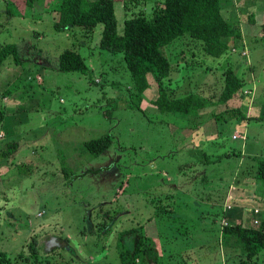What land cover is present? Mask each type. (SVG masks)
<instances>
[{"label":"rangeland","instance_id":"1","mask_svg":"<svg viewBox=\"0 0 264 264\" xmlns=\"http://www.w3.org/2000/svg\"><path fill=\"white\" fill-rule=\"evenodd\" d=\"M113 1L119 33L124 20L152 19L162 6ZM24 2L0 0V45L15 44L24 61L15 66L10 56L0 68V152L7 142L18 144L7 163L0 155V252L13 264H120L118 233L143 226L155 241L157 264H239L237 252L218 240L220 222L226 205L230 223L239 208L250 209L244 225L261 222L264 201L252 198L251 183L236 175L251 171L246 165L254 156L264 158V122L217 123L210 115L221 107H208L201 124L184 135L190 118L161 114L150 102L156 95L151 75L142 105L131 109L132 81L122 54L99 48L103 25L88 33L78 27L56 31L53 0L26 12ZM232 3L240 17L248 8L260 10L262 21L264 0ZM65 49L84 59L93 84L80 73L57 70ZM162 51L173 66L164 83L177 98L200 93L217 100L224 70L232 66L246 84L227 105L264 114V46L253 55L247 46L212 58L181 38ZM104 135L111 146L92 157L83 142ZM206 155L211 161L203 163ZM165 206L171 210L160 213ZM103 213L108 219H101ZM248 264H264V250Z\"/></svg>","mask_w":264,"mask_h":264},{"label":"trees","instance_id":"2","mask_svg":"<svg viewBox=\"0 0 264 264\" xmlns=\"http://www.w3.org/2000/svg\"><path fill=\"white\" fill-rule=\"evenodd\" d=\"M24 1L25 12L32 9L36 3L43 4V0ZM128 1L130 6H139L150 0ZM151 1H162V6L154 10L152 19H146L140 15L132 16L124 20L122 33L117 30L113 0H53L50 10L55 14L53 27L56 31L78 27L88 33L96 25H103L99 48L111 54H122V61H124L132 81V91L128 94L131 109L139 110L143 94L149 88L148 75H151L156 89L155 98L150 101L152 105L161 114L179 113L190 118L191 130L201 124L205 108L217 106L221 108L212 111L210 115L212 121L217 123H227L231 120L264 122V114L256 117L253 116L254 113L246 115L240 109L231 106L246 84L245 79L240 77L232 66H228L224 70L223 87L217 100H214L213 97H204L200 93L185 94L177 98L164 83L165 80L171 78L173 66L162 49L181 38L196 45V49L204 57L220 58L227 52L242 46V26L235 13L233 0ZM124 7L128 8L127 4ZM7 12L9 16L15 17L16 15L8 6ZM24 16H26L25 13ZM250 19H252V15H250ZM258 35L264 41V6ZM10 56L15 66L24 63L15 44H3L0 45V68ZM191 56L194 57L193 51ZM57 70L64 73H80L88 78L89 84L94 83L89 74V67L74 50L65 49L59 54ZM10 91L11 89L4 91L3 95H9ZM230 102L232 103L228 106L227 104ZM225 105L227 107L224 109ZM220 109L223 110L220 111ZM2 116L0 113V124ZM220 119L221 121H219ZM82 146L92 157H99L109 149L111 140L104 135L99 139L85 141ZM17 147V143L7 142L4 149L1 148V159L7 163V159L16 152ZM209 161L211 160L207 155L203 156V163ZM195 165L196 163L191 166ZM246 166L253 169L246 172L242 170L236 175L237 177L264 183V158L254 156L253 162ZM0 177H2L1 174ZM224 199L222 197V201ZM158 203H162V201H158ZM158 208L159 212L162 211L164 214L171 210L170 206ZM228 211L230 210L226 207L222 211L224 217L220 222L221 230L218 240L226 249L237 252L234 256L238 258L239 264H248L264 250V220L256 225L254 219L251 226L244 225L243 221L230 223L226 219ZM158 216L165 220L161 214ZM103 218L108 219V216L103 213L101 219ZM103 224L106 225V222L104 221ZM142 228L143 226L128 228L118 233L115 246L120 264L158 263L159 254L155 241L145 234ZM129 240L132 244L128 248L127 241ZM0 264L13 263L5 253L0 252Z\"/></svg>","mask_w":264,"mask_h":264},{"label":"crops","instance_id":"3","mask_svg":"<svg viewBox=\"0 0 264 264\" xmlns=\"http://www.w3.org/2000/svg\"><path fill=\"white\" fill-rule=\"evenodd\" d=\"M251 6H253V3H251ZM247 10H249L247 16L240 17V15L237 13V16L240 19L242 31H243L242 32V34H243L242 46H240V47L244 48V47L248 46V48L251 50V55H253V52H255L256 49H261V46H264V41L261 40V38L258 35L259 30H258L257 34L255 33L256 27H259V29H260V25H261L262 21L260 20V18L258 16V15H260V10L259 11H253V10H250V8H248ZM235 13H236V10H235ZM250 15H252V19H250ZM257 44H259V45L257 46ZM252 59H253V57H252ZM142 103H143V101L141 102V105H142ZM187 130H189V131H187V132L183 131V134L184 135L186 134L187 136H189V133L194 131V129L191 130V129H189V127H187ZM233 136L234 135H232V137ZM187 138H189V137H187ZM246 140H247V133H246ZM202 143H203V140H201L199 142V145L200 144L202 145ZM187 145H189V143H187ZM248 180H250V179H248ZM248 180H245L244 182H250L251 183L250 186L253 187V189L250 190L252 192V195H253L252 198L264 201V189H263V191L260 190L261 188H264V185H262L258 181H254V180L248 181ZM257 191H259L258 195L256 194ZM226 199H224V203L226 202ZM229 210H231V208ZM249 210L250 209H246V211H248L247 213L245 212V210L242 211V209H240V208L238 210H236V212L234 214L230 215L232 223H235L236 221H243L242 223H244V221H247L248 220L247 218L250 217ZM259 213H260L259 217H260L261 222H262L264 220V209H260Z\"/></svg>","mask_w":264,"mask_h":264},{"label":"built area","instance_id":"4","mask_svg":"<svg viewBox=\"0 0 264 264\" xmlns=\"http://www.w3.org/2000/svg\"><path fill=\"white\" fill-rule=\"evenodd\" d=\"M237 136H234L233 138H236ZM242 138L244 139V136H242ZM226 209H230V206L226 205ZM254 224L258 225L259 222L254 220Z\"/></svg>","mask_w":264,"mask_h":264}]
</instances>
